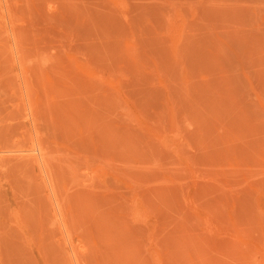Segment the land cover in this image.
Returning a JSON list of instances; mask_svg holds the SVG:
<instances>
[{"label":"rangeland","instance_id":"obj_1","mask_svg":"<svg viewBox=\"0 0 264 264\" xmlns=\"http://www.w3.org/2000/svg\"><path fill=\"white\" fill-rule=\"evenodd\" d=\"M0 264H264V0H0Z\"/></svg>","mask_w":264,"mask_h":264}]
</instances>
